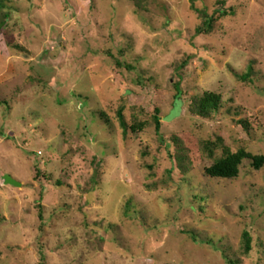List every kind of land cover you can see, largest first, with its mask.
Returning <instances> with one entry per match:
<instances>
[{"label": "rangeland", "instance_id": "rangeland-1", "mask_svg": "<svg viewBox=\"0 0 264 264\" xmlns=\"http://www.w3.org/2000/svg\"><path fill=\"white\" fill-rule=\"evenodd\" d=\"M220 1L0 0V264H264V164L206 173L264 156V0Z\"/></svg>", "mask_w": 264, "mask_h": 264}, {"label": "trees", "instance_id": "trees-1", "mask_svg": "<svg viewBox=\"0 0 264 264\" xmlns=\"http://www.w3.org/2000/svg\"><path fill=\"white\" fill-rule=\"evenodd\" d=\"M225 3V0L220 1V5L223 6ZM198 10V9H197ZM220 14L222 16L227 15L228 13H233L234 11L232 9H226L221 7L219 9ZM198 12L205 17L203 25L197 27V33H203V32H209L213 28L214 19L212 17L208 16V13L205 11L198 10ZM121 64L120 62H118ZM249 74L247 75V77ZM244 75L240 76V78L246 79ZM177 86V95H176V102L181 101V95L182 90L179 87V83L176 84ZM222 105V97L220 94L207 91L202 96H200L196 102V112L204 117L209 118L215 111H218L221 108ZM121 121L123 125L126 127L127 124L124 121V117L121 115ZM155 124H156V130L161 136V139L163 142L166 140L163 138V136L160 134L161 131V119L158 116V110L156 112L155 116ZM168 147L170 143L167 144ZM245 159H251L252 164L255 168L259 169L264 164V156L263 155H253L243 149L239 150L236 153H227L224 157L219 158L215 163H213L210 167L206 168V173L211 177H217V178H235L239 175L240 172V166L242 165L243 161ZM251 236L248 231L244 232V241H245V249L247 251H250L251 249ZM229 264H239L238 261L230 259Z\"/></svg>", "mask_w": 264, "mask_h": 264}, {"label": "water", "instance_id": "water-1", "mask_svg": "<svg viewBox=\"0 0 264 264\" xmlns=\"http://www.w3.org/2000/svg\"><path fill=\"white\" fill-rule=\"evenodd\" d=\"M5 181H6V183L11 184V185H15V186H20V185H21L20 182L16 181V180H15L12 176H10V175H6V176H5Z\"/></svg>", "mask_w": 264, "mask_h": 264}]
</instances>
